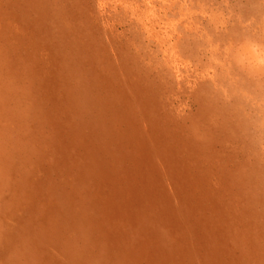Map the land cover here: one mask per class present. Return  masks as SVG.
I'll return each instance as SVG.
<instances>
[{
	"label": "rangeland",
	"instance_id": "1",
	"mask_svg": "<svg viewBox=\"0 0 264 264\" xmlns=\"http://www.w3.org/2000/svg\"><path fill=\"white\" fill-rule=\"evenodd\" d=\"M0 264H264V0H0Z\"/></svg>",
	"mask_w": 264,
	"mask_h": 264
},
{
	"label": "bare ground",
	"instance_id": "2",
	"mask_svg": "<svg viewBox=\"0 0 264 264\" xmlns=\"http://www.w3.org/2000/svg\"><path fill=\"white\" fill-rule=\"evenodd\" d=\"M139 151V150H138Z\"/></svg>",
	"mask_w": 264,
	"mask_h": 264
}]
</instances>
